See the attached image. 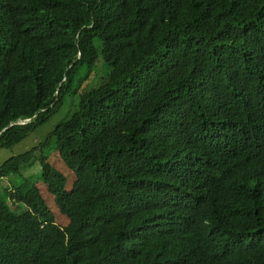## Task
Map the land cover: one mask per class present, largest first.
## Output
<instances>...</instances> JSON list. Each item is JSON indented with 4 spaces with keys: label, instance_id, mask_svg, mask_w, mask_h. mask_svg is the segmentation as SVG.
Wrapping results in <instances>:
<instances>
[{
    "label": "trees",
    "instance_id": "obj_1",
    "mask_svg": "<svg viewBox=\"0 0 264 264\" xmlns=\"http://www.w3.org/2000/svg\"><path fill=\"white\" fill-rule=\"evenodd\" d=\"M70 96L40 145L69 224L11 157L0 264H264V0H0V150Z\"/></svg>",
    "mask_w": 264,
    "mask_h": 264
},
{
    "label": "rangeland",
    "instance_id": "obj_2",
    "mask_svg": "<svg viewBox=\"0 0 264 264\" xmlns=\"http://www.w3.org/2000/svg\"><path fill=\"white\" fill-rule=\"evenodd\" d=\"M85 73H86L85 68L80 69L76 77V82L79 81ZM109 73H110V68L100 58L97 61L93 72L90 74L87 81L83 84L80 93L88 92L92 88L100 85L103 81H105L108 78ZM80 93L78 95H80ZM77 97L78 96H70L67 102L60 108L58 113L53 115L48 121H46L44 124L40 125L34 131H32L21 143H19L13 148L10 149L2 148L0 150V166H1L11 157H15L35 149V155L32 163L30 165L24 166L21 170V173L26 178L31 177L37 182L49 206L56 214L57 222L61 226H67L69 224V220L66 218V216L61 214V212L59 211V209L55 204L54 196L50 194V192H48V190L44 186L43 181L41 180L40 157L43 154H45L51 158L52 165L66 177L68 190H72L76 177L74 173L64 165L57 151H54L48 147L43 148L40 145L46 141L48 135L51 132H53L60 124L70 119L72 114L76 111V105H74V99ZM19 178H20L19 175L9 176L4 178L1 184L2 186H0V188L3 189L4 187H7V185H12V186L19 185L21 182V181L19 182Z\"/></svg>",
    "mask_w": 264,
    "mask_h": 264
}]
</instances>
